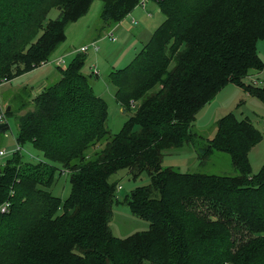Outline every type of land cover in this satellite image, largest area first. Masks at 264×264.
<instances>
[{
	"label": "trees",
	"instance_id": "trees-1",
	"mask_svg": "<svg viewBox=\"0 0 264 264\" xmlns=\"http://www.w3.org/2000/svg\"><path fill=\"white\" fill-rule=\"evenodd\" d=\"M95 0H0V83L49 62L64 30ZM96 37L112 33L133 8L153 2L163 19L123 68L110 71L113 98L131 115L113 135L107 107L81 71L77 52L38 94L16 97L0 115L18 114L17 150L0 165V264H264V162L249 172L248 151L260 140L246 119L218 118L195 146V115L227 84L264 104V0H99ZM51 9L56 16L46 19ZM16 103V105L14 104ZM11 104V105H10ZM12 106L14 107L12 109ZM9 131L0 123V136ZM26 144V145H25ZM30 146L42 160H23ZM190 145L198 165L228 156L231 176L162 167L164 152ZM123 170L134 181L123 203L147 229L114 237L108 221ZM68 177L63 204L49 192L55 173ZM61 206V207H60Z\"/></svg>",
	"mask_w": 264,
	"mask_h": 264
},
{
	"label": "rangeland",
	"instance_id": "rangeland-1",
	"mask_svg": "<svg viewBox=\"0 0 264 264\" xmlns=\"http://www.w3.org/2000/svg\"><path fill=\"white\" fill-rule=\"evenodd\" d=\"M98 6H101L99 0H95ZM143 11H142V10ZM98 10V8H97ZM99 12V10H98ZM145 12L150 13L151 17L148 18L145 16ZM56 10L51 9L46 19H51L56 16ZM98 13L91 15L88 14L86 18L87 22L84 26L81 25L77 28L74 36L79 39L82 34H80L81 27L83 30L89 29V33L86 37H81V40L91 37V35L96 34V30L100 28V21L98 20ZM158 10L151 8L149 5H138L132 9V11L125 16V18L119 23L120 33L123 34V39L120 38L114 33L113 36L115 40L112 42L108 39V35L105 34L98 42L94 43L96 50L88 47L85 54L84 65L81 69L84 75L90 73V65L94 63L98 64L99 77L95 78L89 75L88 81L92 85V92L97 97L99 96L102 101L106 104L107 107V116L105 120V129L108 136L115 134L122 126V124L127 120L131 115V109L128 112L122 113L117 103L113 99V87L107 81V73L111 70H116L124 67L134 55V52L138 49L136 46L138 39L131 37V34H137L138 28H149L153 26L160 17L163 19L162 15L159 14ZM137 20H136V19ZM84 20V21H86ZM137 21L135 26H131L132 22ZM113 32V31H112ZM146 34L145 32H142ZM84 36V35H83ZM86 42H84L85 44ZM87 45V44H86ZM82 47V46H80ZM79 47V48H80ZM78 48V49H79ZM256 51L259 59L264 63V46L262 41L256 43ZM72 55L66 56L65 59H61L64 65L57 66L60 69L64 68L67 62L72 58ZM52 58L50 56L49 62L44 67L34 70L30 73V76H20L15 78L14 81H9L0 83V107L6 109L5 105L9 101L16 100L17 96L25 95L22 90H26V97L28 95L35 94V87L32 84H36L38 74H46L50 69L58 76V70H55V65L53 64ZM248 75V74H247ZM254 78V77H253ZM264 78V74L262 75ZM57 80V77L53 81L48 83L52 84ZM262 81V80H261ZM244 82H247V79H244ZM27 86V88H24ZM37 94V93H36ZM16 105V103H14ZM11 105V104H10ZM14 107L12 106V109ZM31 110V105L27 104V107L17 112L11 113L10 116H4L0 119L1 122H7L9 126V131L4 135L0 136V149H2L6 155L4 159L8 158L12 152L17 150V146L14 142V136L16 133L15 120L18 114H23ZM231 112L236 119H246L249 121L253 127L259 132L260 140L254 144L248 151V166L249 172L255 174L261 164L264 162V104H262L255 97H246L242 95V91L232 84H227L223 87L220 92L216 94L214 99L210 101L202 110L203 118H198V121H194L191 127V131L195 134L194 144L195 146L200 147L205 138H209L210 134L214 129L213 124L210 121L212 116H217L219 118L223 113ZM198 126H202L204 130L201 132L198 131ZM206 128V129H205ZM26 145V144H25ZM190 145H185L179 150H169L164 152L162 159V167L170 166L181 172H198L204 174H213L219 176H231L234 174L228 156L224 153L213 152L210 157L203 163V165H198L197 162L194 163L190 155ZM23 160L37 162L41 161L42 157L40 153L32 149L29 145L26 147L20 148ZM193 150V149H192ZM175 153L171 156H168L169 153ZM186 168V169H185ZM110 181H115L116 186H119V189L115 192V203L111 205V214L109 221L107 223L108 228L111 234L117 238H123L134 232H140L147 229V222L133 215L126 205L123 203V199L126 195H129L130 191L138 186H143L148 183V179L145 175H141L138 179L132 181L128 175L123 171H118L110 177ZM49 192L54 196L59 198L60 204H63V201L68 195L69 184L68 177L64 172H56L51 186L49 187ZM61 207V206H60ZM143 264H149L148 262H143Z\"/></svg>",
	"mask_w": 264,
	"mask_h": 264
},
{
	"label": "crops",
	"instance_id": "crops-1",
	"mask_svg": "<svg viewBox=\"0 0 264 264\" xmlns=\"http://www.w3.org/2000/svg\"><path fill=\"white\" fill-rule=\"evenodd\" d=\"M149 5L151 8H153V9H155L156 8V10H158L157 9V7H156V5L153 3V2H150V1H148V2H146L145 4H143V5ZM97 8H98V10H99V8H100V6H98L96 3H94V1L90 4V6H89V8H88V10H87V12L82 16V17H80L78 20H76L75 22H72V23H70L66 28H65V30H64V40H63V42L55 49V51L52 53V55H51V57H53L52 58V61L53 60H55V59H58V58H61V59H65L66 58V56H68L69 54L70 55H72L71 57H73L76 53H77V50H78V48L80 47V46H86V44L88 45V44H90V43H95V42H98L102 37H103V35L101 36V37H96V34L95 35H91V37H89V38H86V39H84V40H81V37H86V35L89 33V29H86V30H83L82 28H83V26H84V24L85 23H83V22H87V20H86V18H88L87 16H88V14H89V12H90V14L91 15H93V14H95V12H97L98 13V10H97ZM142 10V9H141ZM143 11V10H142ZM159 12V11H158ZM160 14V13H159ZM158 14V15H159ZM98 15V14H97ZM147 15V17L148 18H150L151 17V15H150V13H147L146 14V12H145V16ZM160 16V15H159ZM125 18V17H124ZM123 18V19H124ZM122 19V20H123ZM136 19V18H135ZM84 20H86V21H84ZM121 20V21H122ZM137 20V19H136ZM135 20V22H132V24H130L131 26H135L137 23V21ZM120 21V22H121ZM162 21V18L160 17V19L159 20H157V22H155L154 24H153V26H150L149 28H138L136 31H137V34H131V37H133V38H136V39H138V42H137V44H136V46L138 45L139 47H138V49L136 50V52H134V55H133V57L135 56V54L139 51V49L141 48V46L148 40V38L150 37V35H151V33L154 31V29L159 25V23ZM119 22V23H120ZM119 23H117V24H115L113 27H111L110 29L113 31L112 33L114 34H116L117 36H118V38H120L121 39V41L122 40H124L122 37H123V34H121L120 33V30H118V28H119ZM81 25H83L82 27H81V31H80V34H82L81 35V37L79 38V39H77L75 36H74V34L76 33V30H77V28L79 27V26H81ZM142 32H145L146 34H144V33H142ZM111 33V34H112ZM113 34H112V36H113ZM84 35V36H83ZM113 38H114V40H115V37L113 36ZM84 42H86L85 44H84ZM95 51V50H94ZM133 57L131 58V60L133 59ZM130 60V61H131ZM129 61V62H130ZM69 62V61H68ZM67 62V63H68ZM128 62V63H129ZM46 65H47V63H46ZM55 65V64H54ZM127 65V64H126ZM45 66V64H41V65H39L38 67H36V68H34L33 70H31V71H28V72H25V73H22V74H20V75H18V76H16V77H14V78H12L11 80H9V81H14V80H16L15 78H18V77H20V76H22V75H24V76H30V73L33 71L34 72V70H37V69H39V68H42V67H44ZM56 66V65H55ZM96 66L98 67V64H96V63H94L93 65H90L89 66V68L91 69V71L90 72H93V73H95L96 74V76H97V78L99 77V72H98V69L96 68ZM61 67V66H60ZM58 68L59 67H55V70L57 71L58 70ZM123 68V67H122ZM62 69V68H61ZM120 69V68H119ZM40 70V69H39ZM111 71H113V70H111ZM110 72V71H109ZM108 72V73H109ZM107 73V74H108ZM264 74V69L262 70V71H259V72H257V71H251V72H249L248 73V76H252V77H254V79H258V80H262L263 82H264V78H262V75ZM55 77H57L58 78V76L50 69V71H48V73H46V74H38V78H37V80H36V84H32L33 86H31V87H35V94H32L31 95V97H33L34 95H36V93L38 94L41 90H43L46 86H48L49 84L48 83H50L51 81H53L54 80V78ZM9 81H7V82H9ZM7 82H5V84L7 83ZM242 82L244 83V84H246L247 85V82L245 83L244 82V80H242ZM233 85V84H232ZM92 85H90V87H91ZM238 87V86H237ZM24 88H27V86H24ZM241 91H242V95H245L246 97H252V96H250V95H248L245 91H243L240 87H238ZM91 89H92V87H91ZM223 89V88H222ZM222 89H220V90H222ZM220 90L218 91V92H220ZM217 92V93H218ZM216 93V94H217ZM216 94H215V96H216ZM97 96V95H96ZM214 96V97H215ZM99 97V96H98ZM214 97H213V99H214ZM100 98V97H99ZM114 99V98H113ZM212 99V100H213ZM211 100V101H212ZM115 101V100H114ZM210 103V102H209ZM209 103H207L206 105H204L202 108H200L199 110H198V112L196 113V115H195V119H194V121L196 122V121H198V118L199 117H201V121H203L202 120V118H203V115H202V110L207 106V105H209ZM118 105V104H117ZM118 107L120 108V109H122V113H125V110L121 107V106H119L118 105ZM130 108L132 109L133 107H131L130 106ZM225 113H223V115H224ZM222 115V116H223ZM221 117V116H220ZM219 117V118H220ZM218 118H217V116H212L211 118H210V121H211V123L212 124H214V122L217 120ZM206 129V128H205ZM201 130H204L203 129V127L202 126H198V131L199 132H201ZM211 135V134H210ZM209 135V136H210ZM193 149V148H192ZM192 149H190L191 151H190V157L192 158V160H193V162L194 163H196L198 160H197V154H196V151L195 150H192ZM173 154H175V153H169V154H167L168 156H171V155H173ZM163 156H164V154H163ZM162 159H163V157H162ZM199 162H197V164H198ZM165 167H170V166H165ZM171 168V167H170ZM186 169V168H185ZM179 171V170H178ZM179 172H181V171H179Z\"/></svg>",
	"mask_w": 264,
	"mask_h": 264
},
{
	"label": "built area",
	"instance_id": "built-area-1",
	"mask_svg": "<svg viewBox=\"0 0 264 264\" xmlns=\"http://www.w3.org/2000/svg\"><path fill=\"white\" fill-rule=\"evenodd\" d=\"M140 5L143 6L142 3ZM106 35H108V39L110 41H112V42L114 41V38H113L111 33H107ZM88 47L92 48V50H96V47H94V43H90V44H88L86 46L80 47L77 50V52L85 53L87 51ZM44 64H46V63H44ZM53 64H55L56 66L64 65V63L61 60V58L53 60ZM244 79H247V85L252 86V87L262 86V84H263V81H260L258 79H254L252 76L246 75ZM130 106L132 107L131 103H130ZM1 118H2V116L0 115V119ZM262 122H263V126H264V120ZM5 155H6V153L2 149H0V165L3 164ZM118 189H119V186L116 187V190H118ZM7 207H8L7 203H3L2 205H0V213L6 212L7 211Z\"/></svg>",
	"mask_w": 264,
	"mask_h": 264
},
{
	"label": "water",
	"instance_id": "water-1",
	"mask_svg": "<svg viewBox=\"0 0 264 264\" xmlns=\"http://www.w3.org/2000/svg\"><path fill=\"white\" fill-rule=\"evenodd\" d=\"M9 107H6L5 111H8Z\"/></svg>",
	"mask_w": 264,
	"mask_h": 264
}]
</instances>
